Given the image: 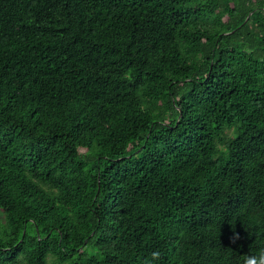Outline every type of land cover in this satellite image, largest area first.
<instances>
[{"label":"trees","instance_id":"trees-1","mask_svg":"<svg viewBox=\"0 0 264 264\" xmlns=\"http://www.w3.org/2000/svg\"><path fill=\"white\" fill-rule=\"evenodd\" d=\"M261 251L264 0H0V264Z\"/></svg>","mask_w":264,"mask_h":264},{"label":"clouds","instance_id":"clouds-1","mask_svg":"<svg viewBox=\"0 0 264 264\" xmlns=\"http://www.w3.org/2000/svg\"><path fill=\"white\" fill-rule=\"evenodd\" d=\"M153 257H158V252L152 253ZM49 264H56L54 255L49 253ZM246 264H264V251H261L259 255L249 256L246 259Z\"/></svg>","mask_w":264,"mask_h":264},{"label":"rangeland","instance_id":"rangeland-1","mask_svg":"<svg viewBox=\"0 0 264 264\" xmlns=\"http://www.w3.org/2000/svg\"><path fill=\"white\" fill-rule=\"evenodd\" d=\"M47 264H49V254L46 256Z\"/></svg>","mask_w":264,"mask_h":264}]
</instances>
